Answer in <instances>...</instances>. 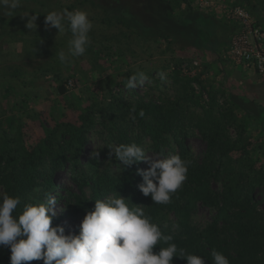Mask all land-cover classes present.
Returning a JSON list of instances; mask_svg holds the SVG:
<instances>
[{"label": "trees", "instance_id": "obj_1", "mask_svg": "<svg viewBox=\"0 0 264 264\" xmlns=\"http://www.w3.org/2000/svg\"><path fill=\"white\" fill-rule=\"evenodd\" d=\"M83 1L101 9L106 5L104 0ZM181 1L186 0H135V8L145 14L146 20L139 26L145 29L147 24H155L158 28L141 39L164 41L176 56L169 66L176 67L192 59L188 57L195 50L213 52L218 45L217 35L212 33L218 21L193 9L180 20L177 17L181 15L174 13ZM243 1V7L253 14L256 3ZM147 11L151 21L146 19ZM136 34L142 36L135 29ZM176 45L179 52L172 48ZM182 55H188L187 60ZM200 74L189 77L175 68L171 73L175 93L157 99L139 96L129 100L119 91L107 92L100 100L83 90L74 94L75 84L68 86L73 79L62 77L60 72L53 73L57 82L55 98L46 96L42 107L32 102L38 97L36 90L18 87L15 97L19 94L20 103H27V113H13V103L2 113H9L8 124L3 126L0 119V188L1 193L20 197L14 215L24 204L52 195L62 204L52 226H60L65 217L75 216L82 221L86 212L93 210L96 199L118 193L144 207L152 222L159 224L165 234L173 235L179 248L203 256L205 264H212L213 249L222 252L230 264H264V108L256 110L254 106L262 104L253 99L237 97L236 101L225 90L223 81L218 86L213 79L202 83ZM145 75L153 78V74ZM193 82L200 92H195ZM6 83L0 82L5 86V99L11 92ZM92 133L100 136L103 155L83 163L81 156ZM193 136L204 144L200 154L191 150L188 139ZM130 143L142 146L149 157L178 154L188 162L186 179L169 204H155L151 195L146 197L139 191L143 177L137 170H147L148 162L125 166L109 148ZM65 177L68 183L57 182ZM200 205L212 212L203 226L192 220ZM78 232L79 226L72 234ZM10 255V248L0 246V264H10ZM173 264H186V260L174 257Z\"/></svg>", "mask_w": 264, "mask_h": 264}, {"label": "rangeland", "instance_id": "obj_2", "mask_svg": "<svg viewBox=\"0 0 264 264\" xmlns=\"http://www.w3.org/2000/svg\"><path fill=\"white\" fill-rule=\"evenodd\" d=\"M104 1L106 2V5H103L104 9L83 0H22V7L15 11L9 12L7 9H0V82H7L11 91L9 98L5 99L2 96V88L5 86L0 84V119L3 121V126L8 124L9 113L3 116L2 113L13 106V103H16L13 113L23 111V116L27 113L24 110V105L27 103L24 101L22 104L20 103L19 94L18 97H15L18 87L22 90H25L23 89L25 87L37 91L38 97L32 98L36 107L45 105L46 96L51 99L55 98L57 84L56 79L53 78L55 72H60L62 77L76 80L72 93L77 94L79 90H83L87 96L96 95L98 100L110 91H119L129 100H135L139 96H143L145 99L173 96L175 85L172 82L171 73L167 70L176 56L172 55L173 53L162 40L147 42L141 39L149 32H157V26L147 24L145 29L139 26L140 21L146 20H144L145 14L138 11V7L135 8V0ZM76 9L86 11L93 23V28L89 33L91 43L83 56L74 58L69 65H62L55 53L67 47L70 33L58 35V30L55 28L46 30L44 14L51 10L73 11ZM147 12L149 13V11ZM194 12L203 15L206 13L201 9L194 10ZM27 13L39 15L36 20V31L26 27L28 17L23 15ZM150 15L149 13L146 19L151 21ZM174 15H181L177 17L180 20L183 18L181 12L174 13ZM135 29L142 36L136 37L139 35H135ZM189 30L191 28L185 34ZM186 36L188 37L189 34ZM177 46H172V48L179 52ZM182 56V59L187 60L185 57L188 55ZM190 57L193 59L195 56L188 58ZM227 64L239 69V66H236L231 60L227 61ZM200 67L198 74L202 69ZM137 70L143 71L145 74H153V78L146 75V79L142 83L137 82L135 88L128 89L127 81ZM43 74L46 76H42ZM201 75L199 76L200 81L204 83L205 80ZM32 76H36V78ZM259 78L264 80V74H261ZM243 92L247 95L245 99H253L262 104L254 106L256 110L264 108V84L255 81L250 87L249 85L245 87ZM238 97L242 96L238 95ZM233 98L238 100L235 95ZM221 101L220 96V103ZM195 109L200 111L198 107ZM1 141L0 138V143ZM188 142L194 154L202 152L204 144L198 136L190 137ZM102 147L103 142L100 136L92 133L85 152L81 156L82 162H91L94 158L101 159ZM94 153L97 155L94 156ZM150 158L158 159L151 155ZM57 182L63 185L68 183V179L66 177L58 178ZM54 209L58 215L62 211V204L57 202ZM211 214L209 209L200 205L193 214L192 220L197 225L203 226L210 220ZM80 223L79 217H65L61 220L60 226L64 227L65 234H72Z\"/></svg>", "mask_w": 264, "mask_h": 264}, {"label": "clouds", "instance_id": "obj_3", "mask_svg": "<svg viewBox=\"0 0 264 264\" xmlns=\"http://www.w3.org/2000/svg\"><path fill=\"white\" fill-rule=\"evenodd\" d=\"M20 7L22 0H0V9L12 12ZM23 16L28 17L26 27L36 31L39 15ZM44 25L46 30L57 29L58 35L70 33L67 47L55 53L62 65H69L86 53L93 28L86 11L51 10L44 14ZM144 79L145 73L137 70L126 87L133 89ZM143 115L141 111L140 116ZM109 148L125 166L141 161L150 164L147 170H137L143 177L138 189L146 197L151 195L155 204H169L172 194L186 179L188 162L178 154L151 159L136 143ZM56 203L55 197L46 195L42 201L24 204L14 215L21 204L20 197L0 193V246L10 248V264L34 260H42L43 264H173L174 257L186 260V264H205L203 256L179 248L173 235L165 234L159 224L152 222L144 207L118 193L95 200L93 210L84 215L78 234H65L64 227L52 226ZM157 245H161L158 250ZM211 257L212 264H230L215 249Z\"/></svg>", "mask_w": 264, "mask_h": 264}, {"label": "crops", "instance_id": "obj_4", "mask_svg": "<svg viewBox=\"0 0 264 264\" xmlns=\"http://www.w3.org/2000/svg\"><path fill=\"white\" fill-rule=\"evenodd\" d=\"M200 0H186L181 1L178 6V12L181 14H187L189 10H200L199 5ZM221 3H225L228 5H241L244 3L243 0H218ZM255 4V9L253 14L251 13L252 18L259 22V25L264 28V3L262 0H251ZM262 1V2H261ZM258 7V10L257 9ZM204 15L211 16L214 21H218V26L212 30V33L217 35L218 45L214 47V51L207 52L205 50H195L191 56H195L194 58H198L201 63V77L205 82H210L212 79V83L215 86H218V83H222L225 90L228 91L229 94L233 93L236 97L242 96L247 97L243 90L245 87L254 84L255 81H258L259 84H264V80L259 78L261 75L254 69L250 67H246L242 64L234 63L236 66H239V69H235L227 64V61L230 59L227 56V50L230 42V37L237 29V24L228 21L225 19L223 13L220 10L215 8L213 9H201ZM256 10V11H255ZM216 49V50H215ZM193 51V50H192ZM199 56V57H198ZM200 67V68H201ZM247 71V72H246ZM217 73L219 75H217ZM264 74V73H262ZM263 76V75H262ZM240 93V94H238Z\"/></svg>", "mask_w": 264, "mask_h": 264}, {"label": "built area", "instance_id": "obj_5", "mask_svg": "<svg viewBox=\"0 0 264 264\" xmlns=\"http://www.w3.org/2000/svg\"><path fill=\"white\" fill-rule=\"evenodd\" d=\"M199 9H217L220 10L225 19L236 23L237 29L230 37L227 50L228 58L238 64L250 67L258 73H264V28L259 26L251 16V13L241 5H228L218 0H200ZM200 67L199 60L193 58L188 61H182L176 67L171 64L168 72L177 68L182 75L189 77L196 76ZM68 86L73 87L72 80L68 81ZM196 93L200 92L199 85L192 83ZM203 101H207V95L203 93Z\"/></svg>", "mask_w": 264, "mask_h": 264}]
</instances>
